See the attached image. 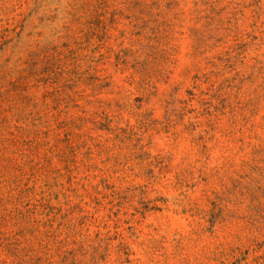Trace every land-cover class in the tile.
<instances>
[{
	"label": "rangeland",
	"instance_id": "374dc122",
	"mask_svg": "<svg viewBox=\"0 0 264 264\" xmlns=\"http://www.w3.org/2000/svg\"><path fill=\"white\" fill-rule=\"evenodd\" d=\"M0 264H264V0H0Z\"/></svg>",
	"mask_w": 264,
	"mask_h": 264
}]
</instances>
